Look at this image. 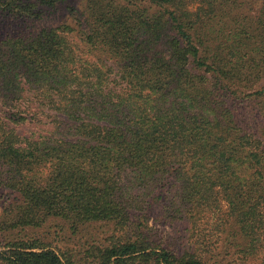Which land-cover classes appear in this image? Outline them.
<instances>
[{
    "label": "trees",
    "instance_id": "trees-1",
    "mask_svg": "<svg viewBox=\"0 0 264 264\" xmlns=\"http://www.w3.org/2000/svg\"><path fill=\"white\" fill-rule=\"evenodd\" d=\"M67 1L0 0V21ZM69 11L0 38V264H264V130L235 111L264 103V0ZM51 219L107 229L74 253L30 236ZM184 221L196 244L155 229Z\"/></svg>",
    "mask_w": 264,
    "mask_h": 264
},
{
    "label": "rangeland",
    "instance_id": "rangeland-1",
    "mask_svg": "<svg viewBox=\"0 0 264 264\" xmlns=\"http://www.w3.org/2000/svg\"><path fill=\"white\" fill-rule=\"evenodd\" d=\"M261 0H250V4L257 6ZM85 3V0H69L64 4H59L54 8L48 9L41 20H31V18L22 17H5L0 21V38L8 34H19L27 32H35L38 28L49 27L61 23L73 22L72 14L69 11V7H81ZM196 5L190 4L189 7L193 9ZM264 82V80H263ZM245 104L247 106L245 107ZM236 114L250 124L251 126L258 128V130H264V103L259 99H250L245 101H238V105L235 107ZM243 117V118H242ZM6 192L0 191L1 194ZM1 199L0 201L2 202ZM223 210L225 207L222 208ZM192 225L187 221L177 222L175 224H155V229L158 231V236H164L165 243L170 242L175 248L180 249L190 244H196V239L191 237ZM107 226L102 224H92L86 227L83 232H75L58 219H51L46 225L35 230H28L30 236H40L46 242L50 243L53 247H58L62 250H68L69 252H76L81 250L85 239H88V233L95 231L102 232L104 234ZM92 231V232H91ZM194 233V232H193ZM45 237H47L45 239ZM226 253V254H224ZM223 264H249L251 262L244 261L243 254L241 252H234L230 249L229 252H222ZM254 260H252L253 262ZM256 261V260H255Z\"/></svg>",
    "mask_w": 264,
    "mask_h": 264
}]
</instances>
